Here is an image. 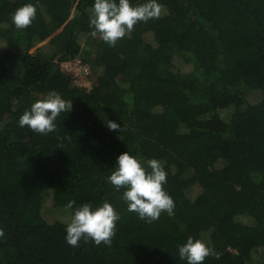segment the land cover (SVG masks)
<instances>
[{
	"label": "trees",
	"instance_id": "1",
	"mask_svg": "<svg viewBox=\"0 0 264 264\" xmlns=\"http://www.w3.org/2000/svg\"><path fill=\"white\" fill-rule=\"evenodd\" d=\"M157 2L161 18L109 47L89 26L94 0H0V264H186L189 236L220 253L203 264H264V0ZM26 3L36 18L18 30ZM76 57L100 98L61 70ZM52 90L73 105L57 130L19 127ZM124 152L162 162L174 216L128 211L108 181ZM104 201L120 217L111 246H69L75 208Z\"/></svg>",
	"mask_w": 264,
	"mask_h": 264
},
{
	"label": "clouds",
	"instance_id": "2",
	"mask_svg": "<svg viewBox=\"0 0 264 264\" xmlns=\"http://www.w3.org/2000/svg\"><path fill=\"white\" fill-rule=\"evenodd\" d=\"M162 12L163 5L157 0H147L137 6H132L129 0H94L89 26L94 29L93 36L99 34L109 47H114L135 30V25L159 19ZM36 13L37 5L26 3L12 13V23L16 29L24 30L32 25ZM72 109L71 100L62 98L61 94L52 90L23 112L18 125L21 128L27 126L34 133L48 135L57 130V118ZM106 125L109 130L123 131L119 124L111 120H106ZM167 175L161 161L153 158L142 163L139 158L124 152L116 158L108 181L117 191L125 189L122 199L127 203L128 211L136 213L140 220L151 224L157 221L162 213H167L170 217L175 215L174 200L164 189ZM74 203L75 201L70 200L66 208L72 209ZM119 219V214L107 201L95 208L89 203H84L73 211L65 228V241L71 247H79L81 241L110 247ZM4 236V230L0 228V238ZM177 247L179 258L186 261V264H203L210 256L220 258V253L213 247L191 236Z\"/></svg>",
	"mask_w": 264,
	"mask_h": 264
},
{
	"label": "built area",
	"instance_id": "3",
	"mask_svg": "<svg viewBox=\"0 0 264 264\" xmlns=\"http://www.w3.org/2000/svg\"><path fill=\"white\" fill-rule=\"evenodd\" d=\"M60 68L76 85L86 90L90 89L91 67L84 63L80 57L61 62Z\"/></svg>",
	"mask_w": 264,
	"mask_h": 264
},
{
	"label": "rangeland",
	"instance_id": "4",
	"mask_svg": "<svg viewBox=\"0 0 264 264\" xmlns=\"http://www.w3.org/2000/svg\"><path fill=\"white\" fill-rule=\"evenodd\" d=\"M70 15H71V13H70ZM147 27H148V26H147V24H146V27H145V28H147ZM148 37H149V36H148ZM48 40H49V38H48V39H45V40L42 41L41 43L37 44L36 46H34L33 48H31L30 51H29L28 53L33 54V53H35L36 51H39L40 48H41V46L44 45V44H46V43L48 42ZM95 76H96L95 72H94V71L91 72V74H90V76H89V80H90V84H91L90 89L93 88V87L95 86V88H96V90H97V93H98V97L100 98V97H101V94H102V92H103V90L105 89V86L102 85V84H97V82L95 81V78H96ZM90 89H89V90H90ZM211 124H215V125H217L216 122H212Z\"/></svg>",
	"mask_w": 264,
	"mask_h": 264
}]
</instances>
